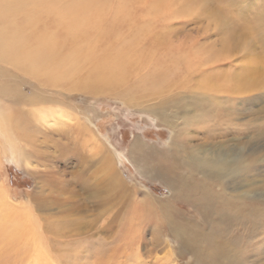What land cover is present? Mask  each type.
<instances>
[{"label": "bare ground", "instance_id": "bare-ground-1", "mask_svg": "<svg viewBox=\"0 0 264 264\" xmlns=\"http://www.w3.org/2000/svg\"><path fill=\"white\" fill-rule=\"evenodd\" d=\"M188 1L190 0H175V3H181L182 7L186 5L184 8L195 15L198 21L202 19V24L205 19L200 15L210 16L213 24L210 29L218 27L220 33H224L225 43L220 48L215 47L209 59L196 58V67L200 68L197 70L204 72L205 77L197 83L199 87L195 89H203L209 93L193 92L194 89L192 93H180L185 96L191 94L188 97L192 98L187 103L192 104V107L181 109L179 112H183V115L174 116L161 113L158 106L161 100L169 102V96L177 93V84L172 88L169 84L144 81L145 89L149 87L151 90L150 96L161 98L147 101L142 94L131 92V96L135 98L131 99L127 92L121 93L116 89L124 79L123 68H107L102 65L85 67L79 58L69 56L70 54L66 55L69 59L65 58L60 62L66 66H40L41 46L46 41L54 40L51 30L48 27L44 29V23L33 20L30 15L19 17L20 0H6L0 4V70L3 69L8 77L0 85V173L2 174L3 159L16 162L35 176L46 173L47 165L39 166L38 160L39 153L45 150L42 144H46L45 148L48 149L59 147L61 154L58 156L61 157L68 150L69 145L61 144L62 140L54 137L57 135L72 138L74 156L78 155L80 147L93 157H102L101 161L105 165L102 169L108 178L107 186L124 190L130 188L111 155L113 150L106 141L107 137L102 135L99 121L105 114L97 106V101L102 96H121L126 106L139 107L155 116L173 134L166 150L148 145L140 134L134 136L130 149L129 158L137 169L151 178L159 177L170 190L166 198L153 197L148 192L140 199L144 206L156 205L162 213L160 222H156L157 227L154 229L158 230L159 237L155 238L164 252L155 255L153 264H181V259L187 255L190 259L186 260V264H213L215 258L222 255L217 237L223 234L224 244L226 237V243L232 246L230 249L237 254V260L243 264H258L264 252V215L257 220L254 213L250 215L245 211L243 212L246 214L233 210L225 211L224 216L218 209V199L227 198L229 207L238 205L236 200L244 201L243 197L246 199L249 195L238 184L243 178L242 164L247 159H252L256 163L254 169L258 171L261 168L258 163L264 162V134L257 133L262 125L264 128V124L257 123L254 119L238 121L243 113L253 107L250 103L253 104L254 101L247 100L246 95L264 86V67L254 61L249 66H238V69L230 66V69L233 68L231 71L218 72L219 68L237 57L235 49L244 51L245 48L240 35L230 28V21L219 20L226 17L225 4L228 0H191L192 4ZM244 2L251 3L250 0ZM238 3L241 5L240 1ZM255 13L259 23L264 25V8L257 9ZM178 15H181L179 11ZM7 17H12L13 20L8 22ZM148 74L154 75L152 78L158 75L150 70L145 71L144 75L139 74L138 78L142 79ZM76 78L80 79L79 83ZM23 84H28L30 90H24ZM81 93L85 97L82 104L78 105L72 97ZM209 98L214 100V108L207 112L206 107L211 109L207 101ZM145 101L149 104L144 105ZM200 114L201 117L196 118ZM181 119L183 120L180 121ZM190 125L205 129L204 135H207L201 143L182 138V135L190 131ZM40 135L44 136L41 143L38 142ZM135 153L140 154L146 163H141ZM176 168L186 170V177L177 174ZM138 190L134 187L132 195L137 197ZM12 191V186L3 175L0 178V264H74L70 262L77 260L80 250H76L78 253H69L66 249L49 243V234H53L54 230L45 229L41 225L42 218L33 211L29 202L22 196L21 200H14L11 197ZM254 191L251 193H255ZM258 194L264 196V191ZM42 200L44 199H40ZM171 201H183L195 206L200 212L201 219L198 220L201 222L182 214ZM164 226L170 228L171 235L178 244L177 249L163 237ZM229 231L231 234H228ZM238 232L242 233L241 239L232 243L231 239ZM259 236L261 240L258 239V245L251 248L250 242ZM221 247L224 249L222 245ZM97 252L100 259L103 250L98 249ZM143 259L134 255L130 264H146Z\"/></svg>", "mask_w": 264, "mask_h": 264}, {"label": "rangeland", "instance_id": "rangeland-1", "mask_svg": "<svg viewBox=\"0 0 264 264\" xmlns=\"http://www.w3.org/2000/svg\"><path fill=\"white\" fill-rule=\"evenodd\" d=\"M4 1L6 0H0V4ZM20 1L19 17L30 15L33 20L44 23L43 28L48 27L54 38L41 46L40 66L47 67L53 64L56 67L66 66L65 63L60 62L70 54L69 56L79 58L85 67L95 68L102 65L107 68H123L124 79L116 89L121 93L127 92L131 99H135L131 96V92L142 94L147 101L149 99L157 101L161 98L150 96L151 90L149 87L145 89L144 81L169 84L172 88L177 84L175 86L177 93L174 91L175 95L169 96V102L163 99L158 106L161 113L170 116L183 115L179 110L192 107V104L187 103L192 98L188 97L191 94L185 96L180 93H192L194 89L193 92L205 94L206 90L195 89L199 87L197 83L205 77L204 72L197 70L200 68L196 67L198 66L196 58L209 59L215 47L220 48L225 43L224 33H220L218 27L214 30L210 29L213 28L210 16L200 15L205 19L202 24V19L198 21L195 15L184 8L186 5L182 7L180 2L176 5L175 0ZM228 1L225 4L226 17H221L219 20L230 21V28L235 29L236 34L240 35L245 48L244 51L235 49L237 57L219 68L218 72L231 71L233 68L230 69V66L237 69L238 66H249L254 61H257L260 67H264V25L262 22L259 23L255 13L257 9L264 8V0H250L251 3H245L244 0ZM188 2L192 4L191 0ZM178 11L181 15H178ZM11 20L12 17L6 18L8 22ZM202 28L205 30L203 31ZM149 69L158 75L152 78L154 75L148 74L142 79L138 78L139 74L144 75L145 71H150ZM6 78L8 77L5 71L0 70V85ZM76 79L79 83L80 79ZM182 80L185 81L181 82ZM134 86L140 88L134 89ZM22 87L24 90L31 88L28 84H23ZM84 97L81 93L73 95L72 99L81 105ZM119 97L99 98L97 106L105 114L99 121V126L102 135L107 137L106 141L110 149L113 150L111 155L115 158L118 170L130 184V188L124 190L120 187L107 186L108 178L102 169L105 167L101 161L102 157H93L80 147L77 151L78 155L74 156L72 151L74 142L71 137L62 138L54 135L57 140H62L61 144L69 145L67 152L65 151L64 155V152L62 153V157L58 156L61 154L59 147L48 149L45 148L46 144H42L45 150L39 153V166L47 165V168L46 173L40 176H35L16 162L3 159L1 172L13 188L11 197L14 200H21V196L25 198L33 211L35 210L42 218L41 225L47 230L50 228L54 230L53 234H49V243L66 249L69 253L80 250L79 253L77 252L78 261L72 260L70 263L112 264L111 261L114 260L113 264H130L135 255L144 258L143 262L146 264H153L155 255L164 252L162 245L160 246L155 238V236L159 237L158 230L154 229L157 227L156 222H160L162 213L158 206H144L140 203V199L148 192L153 197L166 198L170 190L159 177L151 178L140 172L129 157L135 135L140 134L148 145L166 150L173 134L170 128L163 125L155 116L149 115L139 107L126 106L125 100ZM246 97L247 100L254 101V105L250 103L253 107L243 113L238 121L254 119L255 122L264 124V86L256 92L248 93ZM147 101L144 105L149 104ZM207 101L211 105V109L206 107L208 112L214 108V100L209 98ZM200 117L201 114L196 118ZM189 128L190 131L182 135L185 140L201 143L207 135H204L203 127L190 125ZM257 133L264 134L263 125ZM38 139L41 143L44 136L40 135ZM135 156L141 163H146L140 154L135 153ZM258 164L261 165L258 171H255L256 163L252 159H247L242 164L243 178L238 184L244 187L249 195L246 199L243 197L244 201L236 200L239 204L229 207L227 198L219 197L218 209L224 216L225 211L233 210L254 213L257 220L264 215V196L258 194L264 191V162ZM175 171L182 175L187 173L182 168H176ZM2 174L0 173V178ZM134 187L139 189L136 191L137 197L132 195ZM252 191L255 193H251ZM40 199L44 200L40 201ZM171 203L181 210L182 214L197 220L201 219L200 212L195 206L183 201H171ZM169 229L168 226H164L162 235L168 243H172L174 249H177L178 244ZM228 234L231 232L229 231ZM241 236L242 233L238 232L236 237L231 239L232 243L241 239ZM260 238L259 236L256 240H252L250 247H256ZM217 241L222 255H218L213 264H243L237 260V254L231 251L232 246L226 243V237V245L224 244V234L218 236ZM98 249L103 250L100 259L97 257L99 253H96ZM187 259H190L189 255L181 259L180 263L186 264ZM258 264H264V252Z\"/></svg>", "mask_w": 264, "mask_h": 264}]
</instances>
